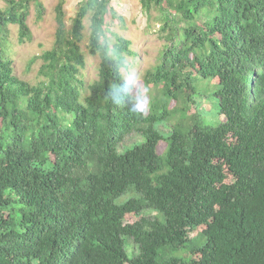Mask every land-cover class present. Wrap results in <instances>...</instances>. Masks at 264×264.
Returning a JSON list of instances; mask_svg holds the SVG:
<instances>
[{
    "label": "trees",
    "instance_id": "1",
    "mask_svg": "<svg viewBox=\"0 0 264 264\" xmlns=\"http://www.w3.org/2000/svg\"><path fill=\"white\" fill-rule=\"evenodd\" d=\"M139 3L164 44L137 88L111 0L71 16L57 2L34 82L15 73L11 26L31 41L46 8L0 0V264H264V0Z\"/></svg>",
    "mask_w": 264,
    "mask_h": 264
},
{
    "label": "rangeland",
    "instance_id": "2",
    "mask_svg": "<svg viewBox=\"0 0 264 264\" xmlns=\"http://www.w3.org/2000/svg\"><path fill=\"white\" fill-rule=\"evenodd\" d=\"M46 8L45 15L42 20L35 21V9L32 7L28 17V24L32 31V40L19 43L16 35V28H12V39L14 41V66L15 73L21 78L30 80L32 82L39 79L37 75L38 59L33 60L34 56L40 54L43 49L50 48L54 39L55 31V13L54 7L59 0H42ZM79 0H65V10L67 16L74 14L76 4ZM113 7L124 18V22L119 20L113 22V28L116 32L129 38L132 42L131 47L136 52V55L129 57L128 61L131 65L124 70L126 76L138 88L145 70L150 67L159 55L160 49L163 47L164 39L158 31L160 22L159 13L152 9L149 14L145 13L141 7L139 0H111ZM98 57L93 55H86L85 68L81 70L80 76L88 84L97 77ZM146 93V92H145ZM145 93L142 96H145ZM140 101L143 106H147L144 97ZM162 102L167 108H172L174 102L168 98H162ZM180 105V104H179ZM201 106L207 121L214 123L213 119H217L216 111L211 97H203L201 99ZM178 119V115L172 118L160 121L156 126L163 134H167L171 129V125ZM216 124V123H214ZM139 140L135 134H130L126 137L123 145H129ZM121 148V147H120ZM127 195L121 196L117 201L124 200ZM143 215H152L153 212L145 211ZM129 249V248H128ZM174 255L187 256L185 251H176Z\"/></svg>",
    "mask_w": 264,
    "mask_h": 264
},
{
    "label": "clouds",
    "instance_id": "3",
    "mask_svg": "<svg viewBox=\"0 0 264 264\" xmlns=\"http://www.w3.org/2000/svg\"><path fill=\"white\" fill-rule=\"evenodd\" d=\"M141 106H142V102H141Z\"/></svg>",
    "mask_w": 264,
    "mask_h": 264
}]
</instances>
